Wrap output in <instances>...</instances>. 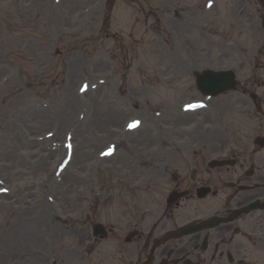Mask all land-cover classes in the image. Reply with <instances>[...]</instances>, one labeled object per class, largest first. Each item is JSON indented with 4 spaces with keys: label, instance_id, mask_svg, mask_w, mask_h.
<instances>
[{
    "label": "rangeland",
    "instance_id": "1",
    "mask_svg": "<svg viewBox=\"0 0 264 264\" xmlns=\"http://www.w3.org/2000/svg\"><path fill=\"white\" fill-rule=\"evenodd\" d=\"M157 1L145 0L149 14H154ZM260 1L239 0L236 6L241 14L223 27L219 37L208 24L198 66L247 73L245 51L252 54V50L264 49V14L256 6ZM218 2L221 15L223 0ZM119 6L112 29L128 32L130 12L124 4ZM104 15L105 0H0V163L5 164L0 178L11 189L8 196L0 191V264H50L43 253L63 264L58 255L84 248L77 229L82 234L93 219L105 221L109 214L113 201L103 199L104 192L94 183L102 179L95 177L91 182L88 176V169L100 161L98 152L107 144V119H119L118 112L105 113L106 84L102 83L108 78L105 68L110 45L106 46L101 35ZM191 47L194 52L198 49L194 40ZM149 48L157 54L165 49L157 35L144 44L135 63L143 69L130 72L129 83L137 89L142 74H152V70L157 76H173ZM176 48L180 46L176 44ZM190 75L175 72L173 85L190 86ZM86 81L89 87L80 93L79 87ZM92 85L97 87L92 89ZM222 103L229 102L223 98L204 114H219ZM81 112L86 117L77 123ZM66 115L70 121L63 120ZM51 131L54 137L46 139ZM102 132L107 135L101 136ZM69 150L74 156L71 165L61 161ZM59 163L65 167L61 180L54 176ZM83 168L86 173L78 176ZM98 192L102 198L94 197ZM105 203L109 204L105 207ZM74 262L68 260L67 264Z\"/></svg>",
    "mask_w": 264,
    "mask_h": 264
},
{
    "label": "flooded vegetation",
    "instance_id": "2",
    "mask_svg": "<svg viewBox=\"0 0 264 264\" xmlns=\"http://www.w3.org/2000/svg\"><path fill=\"white\" fill-rule=\"evenodd\" d=\"M197 140H204V136L197 135ZM232 158V166L220 168H207L204 160L153 161L147 171H142L152 176H145L146 181L141 187L143 190H154V180L169 175L172 180L170 191L187 192L183 201L194 200L198 188L210 187L211 197L217 199L216 216L228 217L236 209L258 200L256 208L247 214L216 228L167 242L156 249L152 264H172L175 258L178 261L192 258L196 264H248L240 250L247 245H260L264 237V147L237 149ZM240 185L249 186V191L241 192ZM184 220L179 213L168 214L166 218L151 224L145 222V216L139 218L134 224L138 262L145 259L151 243L166 231L185 223Z\"/></svg>",
    "mask_w": 264,
    "mask_h": 264
},
{
    "label": "bare ground",
    "instance_id": "3",
    "mask_svg": "<svg viewBox=\"0 0 264 264\" xmlns=\"http://www.w3.org/2000/svg\"><path fill=\"white\" fill-rule=\"evenodd\" d=\"M73 104V103H71ZM63 120H66V121H70V117H68L67 115L63 117Z\"/></svg>",
    "mask_w": 264,
    "mask_h": 264
},
{
    "label": "snow or ice",
    "instance_id": "4",
    "mask_svg": "<svg viewBox=\"0 0 264 264\" xmlns=\"http://www.w3.org/2000/svg\"><path fill=\"white\" fill-rule=\"evenodd\" d=\"M132 126H134V125H132Z\"/></svg>",
    "mask_w": 264,
    "mask_h": 264
}]
</instances>
